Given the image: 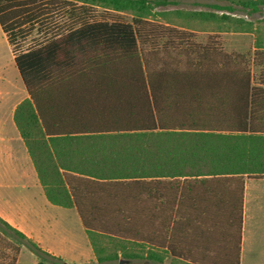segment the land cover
Instances as JSON below:
<instances>
[{"label":"trees","instance_id":"16d2710c","mask_svg":"<svg viewBox=\"0 0 264 264\" xmlns=\"http://www.w3.org/2000/svg\"><path fill=\"white\" fill-rule=\"evenodd\" d=\"M218 1L225 3L214 8L246 15L264 7V0ZM175 3L0 0V28L29 95L14 122L47 199L76 208L96 263L118 259L119 250L146 264H238L243 175L264 173V35L241 17L172 11L184 22L212 19L255 33L253 49L228 52L211 35L197 42L177 23L147 21L155 7ZM66 8L59 23L53 14ZM128 11L130 21L119 15ZM34 31L39 38L23 48ZM74 71L98 79L86 86L110 87L116 107L96 114L97 127L54 135L42 95L51 80ZM134 219L146 221L143 235L134 234ZM106 232L115 236L112 253L98 242ZM0 233L14 249L0 264H15L22 246L40 262L50 257L2 217Z\"/></svg>","mask_w":264,"mask_h":264},{"label":"crops","instance_id":"0c3cea01","mask_svg":"<svg viewBox=\"0 0 264 264\" xmlns=\"http://www.w3.org/2000/svg\"><path fill=\"white\" fill-rule=\"evenodd\" d=\"M182 1L184 0H176L175 4L166 6H178ZM189 1L195 6L189 9L191 11L232 14L228 10L213 7L214 4L224 5L223 1ZM170 9L172 8H168ZM69 14L70 10L66 8L63 14L54 13L53 16L67 19ZM170 22L171 20H163L164 25H169ZM197 22L192 21L191 26L177 24L174 27L193 34L204 33L206 38L226 33L225 26H219L224 21L218 23L211 19L200 24ZM216 46L226 50L223 41L216 42ZM253 47L254 44L251 49ZM6 66L7 62L0 74V217L35 241L51 258L62 260V263L66 261L67 264H80L86 259H95L76 208L52 204L45 195L27 147L14 122L17 105L29 95L15 65L19 84L15 82L17 75H14V83L7 79ZM51 81L42 95L41 104L45 109L47 129L54 131V135L80 134L79 131H83L85 126L97 127L98 123L94 118L96 114L115 110L114 91L110 87L99 88L83 84L98 79L86 78L74 71ZM88 116L86 122L85 118ZM106 125L112 128L110 119ZM82 231L86 238L82 236ZM220 243L221 241L217 242ZM212 246L213 249H218V245ZM25 253L32 257V264H45L24 246L20 248L15 264H21V256ZM216 257L220 256L216 253ZM237 261L238 264H264V173L243 175Z\"/></svg>","mask_w":264,"mask_h":264},{"label":"rangeland","instance_id":"374dc122","mask_svg":"<svg viewBox=\"0 0 264 264\" xmlns=\"http://www.w3.org/2000/svg\"><path fill=\"white\" fill-rule=\"evenodd\" d=\"M225 3V2H224ZM176 7L181 8V9H176ZM168 8H172L170 10H168ZM175 8V9H173ZM195 8V6H192L189 0H184L182 1L178 6H158L155 7L153 9L154 14L150 16V18H147V21H150V23H153V25H163V20H171V23H175L177 22V24H185V26H191L192 21H198L196 19H191L189 22L185 21L180 17H177L176 14L172 13L173 10H180V11H184V12H189L192 9ZM89 11H94L95 13H101V11H103V8L101 6H93L90 8H88ZM67 11V10H66ZM162 11H169L170 14L166 15V16H162L160 14V12ZM121 17H123L124 19L130 21L131 20V14L130 12H120L119 14ZM231 16H235V17H241L247 21H251L254 26L257 25L260 28V34L264 35V26L262 24L261 21V15H264V9L263 12L260 14H254V15H247L244 16V14L239 11V12H235L232 14H228ZM246 15V14H245ZM65 20H67L65 17H63V19H60L59 23H63ZM173 21V22H172ZM199 24L201 23L200 21H198ZM197 22V23H198ZM204 22V21H202ZM222 22V21H220ZM219 23V22H218ZM205 24V23H203ZM201 24V25H203ZM224 25L226 28V33L225 34H220V35H211L213 36V39L215 40V42H220L223 41L224 43V47H225V51H235V52H246L248 50H251V47L253 46L254 43V38H255V33L250 32V31H237V30H232L231 25L228 23H224V24H220L219 26ZM159 26V27H160ZM203 28L205 27L202 26ZM142 29L144 28V30H154V29H159L156 27H150V26H146L143 25L141 27ZM155 31V30H154ZM40 35H38V33H36V31H34L23 43H22V47L26 48L28 47L31 43H33L34 39L39 38ZM218 37V39H217ZM206 38V34L204 33H200V34H195L194 40L197 42H202L204 41ZM143 47V46H142ZM5 62H7V66H6V74H7V79L11 80L12 83H14V79L15 76L17 75V72L15 70L14 65L12 64V52H11V46L8 44L5 35L1 32L0 30V74L3 73V69H4V64ZM9 62V63H8ZM254 73L256 72L255 69ZM17 84H19V76L17 75V80L15 81ZM112 220V219H110ZM135 224V229L134 230H138L136 233H134L135 235H143L144 233V229L147 225L146 221H142V220H132ZM123 230L126 232L127 229L125 227H123ZM128 233H133V232H128ZM82 236L86 238L84 232L82 231ZM137 236V237H139ZM114 239L115 236L114 235H109L104 234L100 239H98V242L100 245H104L105 246V252L106 253H112L114 252L118 247L114 245ZM11 240L6 238L2 233H0V263L6 261L9 262L8 259L14 255V249L11 247ZM87 246L89 248L88 242H87ZM134 249H139V251L141 250L140 247H135V246H131ZM26 248V247H25ZM27 249V248H26ZM117 253L119 255L118 259L112 260V261H107V262H103V263H96L95 259H86L84 262H81L80 264H118L120 259H125L128 261L127 264H146V262L143 259H132V258H123L120 256V252L119 250H117ZM59 259H54L51 257H45V260H43L42 262L45 264H58L59 263ZM62 261V260H61ZM200 261H202L200 259ZM33 259L31 256H29L28 254H23L21 256V264H32ZM66 262V261H64ZM72 264V263H71ZM162 264H170L169 260H166L164 263Z\"/></svg>","mask_w":264,"mask_h":264},{"label":"water","instance_id":"95a60500","mask_svg":"<svg viewBox=\"0 0 264 264\" xmlns=\"http://www.w3.org/2000/svg\"><path fill=\"white\" fill-rule=\"evenodd\" d=\"M127 263H128V261L125 259H120L118 262V264H127ZM62 264H67V263L63 262Z\"/></svg>","mask_w":264,"mask_h":264}]
</instances>
